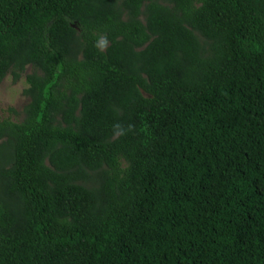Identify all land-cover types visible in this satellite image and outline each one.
<instances>
[{"label": "trees", "instance_id": "obj_1", "mask_svg": "<svg viewBox=\"0 0 264 264\" xmlns=\"http://www.w3.org/2000/svg\"><path fill=\"white\" fill-rule=\"evenodd\" d=\"M0 264H264V0H0Z\"/></svg>", "mask_w": 264, "mask_h": 264}, {"label": "rangeland", "instance_id": "obj_2", "mask_svg": "<svg viewBox=\"0 0 264 264\" xmlns=\"http://www.w3.org/2000/svg\"><path fill=\"white\" fill-rule=\"evenodd\" d=\"M30 72L31 68L27 66L17 79L7 73L0 81V120L9 118L18 121L22 118L23 108L28 102V98L23 94L27 87L25 75Z\"/></svg>", "mask_w": 264, "mask_h": 264}]
</instances>
